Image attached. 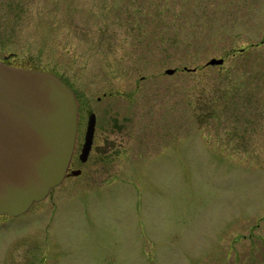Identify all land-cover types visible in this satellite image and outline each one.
I'll use <instances>...</instances> for the list:
<instances>
[{"label": "rangeland", "instance_id": "obj_1", "mask_svg": "<svg viewBox=\"0 0 264 264\" xmlns=\"http://www.w3.org/2000/svg\"><path fill=\"white\" fill-rule=\"evenodd\" d=\"M263 29L264 0H0L10 62L122 92L129 133L112 176L0 216V264H264Z\"/></svg>", "mask_w": 264, "mask_h": 264}, {"label": "water", "instance_id": "obj_2", "mask_svg": "<svg viewBox=\"0 0 264 264\" xmlns=\"http://www.w3.org/2000/svg\"><path fill=\"white\" fill-rule=\"evenodd\" d=\"M7 57L0 50V215L16 216L65 177L75 144L77 105L59 76L2 62ZM222 62L211 58L206 64ZM92 130L90 116L81 156Z\"/></svg>", "mask_w": 264, "mask_h": 264}, {"label": "flooded vegetation", "instance_id": "obj_3", "mask_svg": "<svg viewBox=\"0 0 264 264\" xmlns=\"http://www.w3.org/2000/svg\"><path fill=\"white\" fill-rule=\"evenodd\" d=\"M141 1L150 2L153 0ZM14 3L15 2H13V4ZM8 6H12L11 1L9 2ZM263 44L264 29L262 31V38L260 42L256 43V48ZM0 50L3 51L1 45ZM242 51L243 48H238L237 50L239 53ZM4 54L8 55V57L2 59V62L15 66L10 62V60L14 57V53L4 52ZM221 59H223V62L217 66L224 65L225 58L221 57ZM206 65L208 66V64ZM192 69L194 70L195 68ZM62 80L65 81L63 78ZM65 83L70 87L75 97L77 105V131L74 149L66 175L56 186L62 184L66 178H69L67 180H75L71 183L72 188L76 187V180L79 178L81 180L80 183L92 185L91 183L96 182V180L101 178L103 175L112 176V170L114 166L121 167L125 160L127 148H125L126 146L123 141L128 137L129 134L128 130H126V122L128 117L126 112H123L126 110V106L124 105L127 102V100H125L126 95L122 94V92L115 93L104 91L101 95H96L94 100H92L91 98L88 99L84 95L77 94L66 81ZM105 98L108 99L105 100ZM90 116L93 119V130L90 136V144L86 153L81 156L86 137L87 124ZM72 172H76V174H70ZM51 190L47 196L50 195Z\"/></svg>", "mask_w": 264, "mask_h": 264}, {"label": "trees", "instance_id": "obj_4", "mask_svg": "<svg viewBox=\"0 0 264 264\" xmlns=\"http://www.w3.org/2000/svg\"><path fill=\"white\" fill-rule=\"evenodd\" d=\"M56 74V73H55Z\"/></svg>", "mask_w": 264, "mask_h": 264}]
</instances>
